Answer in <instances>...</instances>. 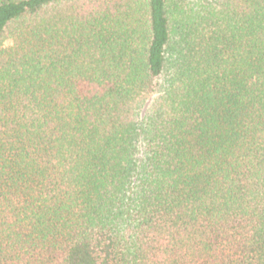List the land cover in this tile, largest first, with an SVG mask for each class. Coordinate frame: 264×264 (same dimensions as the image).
<instances>
[{"label":"trees","instance_id":"obj_1","mask_svg":"<svg viewBox=\"0 0 264 264\" xmlns=\"http://www.w3.org/2000/svg\"><path fill=\"white\" fill-rule=\"evenodd\" d=\"M0 264H264V0H0Z\"/></svg>","mask_w":264,"mask_h":264}]
</instances>
